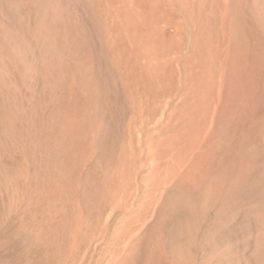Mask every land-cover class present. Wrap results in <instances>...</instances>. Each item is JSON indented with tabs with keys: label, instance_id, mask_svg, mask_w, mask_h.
Instances as JSON below:
<instances>
[{
	"label": "bare ground",
	"instance_id": "6f19581e",
	"mask_svg": "<svg viewBox=\"0 0 264 264\" xmlns=\"http://www.w3.org/2000/svg\"><path fill=\"white\" fill-rule=\"evenodd\" d=\"M128 212L107 264H264V0H0V257Z\"/></svg>",
	"mask_w": 264,
	"mask_h": 264
},
{
	"label": "rangeland",
	"instance_id": "374dc122",
	"mask_svg": "<svg viewBox=\"0 0 264 264\" xmlns=\"http://www.w3.org/2000/svg\"><path fill=\"white\" fill-rule=\"evenodd\" d=\"M115 214V215H114ZM112 214V220H113V225L111 223V228L109 227L107 234L104 237H101L99 239H97L94 242V245L89 248L88 250L85 251L83 260H82V264H107L108 261V256H109V246L114 243L115 240V233L117 232V230L119 229V222H122L125 220L126 218L131 217L132 213H114ZM119 216V217H118ZM122 216V217H121ZM121 217V218H120ZM118 218V219H117ZM115 220V221H114ZM121 220V221H120ZM116 223V224H115ZM118 224V226H117ZM116 225V226H115ZM113 227V229H112ZM116 227V228H115ZM114 233V234H113ZM100 240V241H99ZM99 241V242H98ZM22 247V245H20L17 249L19 250V248ZM8 246H4L2 245V242L0 241V256L2 255H6L7 251H8ZM21 249V248H20ZM106 251V252H105ZM107 251H109L107 253ZM15 255V254H14ZM105 255V256H104ZM89 256V257H88ZM104 256V257H103ZM10 258V260H9ZM13 258V259H12ZM15 259V260H14ZM103 261H102V260ZM105 259V260H104ZM8 260V261H7ZM5 261V262H4ZM13 261V262H12ZM16 262V263H15ZM0 264H19L18 259L16 257H14L13 255L6 257H0Z\"/></svg>",
	"mask_w": 264,
	"mask_h": 264
}]
</instances>
